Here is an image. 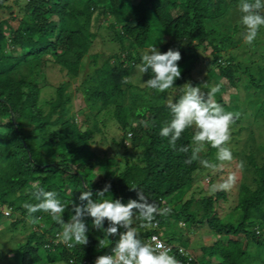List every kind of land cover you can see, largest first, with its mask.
I'll list each match as a JSON object with an SVG mask.
<instances>
[{"label": "trees", "instance_id": "trees-1", "mask_svg": "<svg viewBox=\"0 0 264 264\" xmlns=\"http://www.w3.org/2000/svg\"><path fill=\"white\" fill-rule=\"evenodd\" d=\"M240 3L0 0V222L5 218L9 232L25 233L16 246L0 253L7 264H95L97 257L112 252L119 236L105 237L104 230L94 226L93 218H85L89 243L69 249L57 243L62 229L49 213L34 214L39 223L33 225L23 206L38 203L31 194L32 185L38 184L45 191L56 192L57 199L67 205L64 220L68 222L74 204L81 203L78 197L82 191L91 190L96 200L97 190L109 182L111 189L105 198L127 203L137 198L132 189L136 187L160 207L171 206L168 216L156 217V227H140L139 222L134 226L145 242L157 234L173 245L169 254L180 264H264V161L257 159L264 153V97H260L264 94V44L259 46L263 59L248 53L242 42L246 29L240 22ZM233 13L240 17L232 19ZM102 29L118 44V51L108 55L93 52ZM152 47L181 52V77L173 88L160 93L142 85L122 84V78H131L142 54ZM88 58H92L94 68L77 88L87 103L79 122L71 110L73 92L68 89L82 75ZM201 63L207 68L209 81L213 80L203 84L201 91L207 93L221 84L215 100L225 111L240 113L234 125L247 117L248 107L253 109L247 128L249 152L235 162L243 172L236 175L240 187L229 217L221 213L229 191L199 196L193 192L184 200L210 168L199 162L186 164L190 153L173 151L168 139L159 134L171 120L169 100L176 102L187 83L200 86L194 73ZM51 67L65 78L55 87V96L47 99L42 97L43 86L37 76ZM145 74L147 80L153 75L151 70ZM43 77L47 82L45 73ZM229 88L235 92H227ZM243 91L246 95L242 97ZM108 119L120 130L121 139L113 141L125 148V153L142 149L137 161L129 160L128 155L121 160L101 157L93 148L96 135L103 133L101 125ZM141 119L155 126L145 128L138 123ZM85 125L89 127L83 131ZM193 134L194 129L186 130L177 144L191 145ZM216 151L209 146L200 154L201 159L217 162ZM8 209L10 214L6 215L4 210ZM181 223L187 228L206 225L214 238L195 255ZM101 239L106 247L99 246Z\"/></svg>", "mask_w": 264, "mask_h": 264}, {"label": "clouds", "instance_id": "clouds-1", "mask_svg": "<svg viewBox=\"0 0 264 264\" xmlns=\"http://www.w3.org/2000/svg\"><path fill=\"white\" fill-rule=\"evenodd\" d=\"M239 10L242 13L240 22L246 29L243 39L251 46L256 41L261 27H264V0H241ZM181 59L179 50L169 48L166 52H161L156 47H152L142 54L141 62L135 65V69L141 74L151 70L153 75L144 81V86L164 93L173 88L176 79L181 77V68L178 64ZM121 83L126 85L134 81L124 76ZM220 90L221 84H217L204 93L199 86L188 83L181 89L182 95L179 99L176 102L170 101L167 105L171 120L161 127L159 134L168 139L173 151L190 153L185 160L186 164L199 162L205 168L217 170L222 169L225 162L233 160V153L227 145L231 140L232 126L239 119L240 113L225 111L223 106L217 103L215 96ZM138 123L145 128L155 126L147 119H141ZM133 126H136V122H133ZM188 129H194L192 144L178 145L177 141ZM205 145L217 150L216 160L219 163H210L206 159H201L200 154L205 150ZM236 181L235 174H229L223 182L214 185L212 191H231ZM32 189L31 194L38 203L23 205L27 210L28 222L33 225L38 224L39 218L34 214L49 213L52 221L62 229L57 234V243H63L69 249L77 245H87L89 238L86 235L88 232L86 217L93 218L94 226L103 229L105 237L119 236L111 249L112 254L97 257L95 264H180L175 256L169 254L170 249L165 247L156 236H153L149 242L140 238V233L134 226L136 222H139L140 227L153 228L158 224L157 216H168L172 212L170 205L160 207L151 202L143 190L132 187L137 191V198L130 199L127 203H123L122 199L105 198V193L111 189L110 182L103 189L97 190L96 195L99 199L96 200L93 199L91 190L82 191L78 197L81 203L74 204L72 209L74 214L68 222H65L64 213L67 205L57 199V193L45 191L35 183ZM105 221L108 222L107 228H104ZM121 228L125 231L121 232ZM99 246L106 247V241L101 239Z\"/></svg>", "mask_w": 264, "mask_h": 264}, {"label": "rangeland", "instance_id": "rangeland-1", "mask_svg": "<svg viewBox=\"0 0 264 264\" xmlns=\"http://www.w3.org/2000/svg\"><path fill=\"white\" fill-rule=\"evenodd\" d=\"M232 19H238L240 17L239 14L237 13H233L230 16ZM262 27L258 33V37L256 39V41L254 42L256 47H253V45H248L244 42V39L242 40L243 44H245V46H247V51L248 53L250 52V54H253V56L255 57V59H260L262 58V49L260 50V44H264V32H262ZM110 35L107 32V30L102 29L101 35L98 37L96 46L93 50L94 53L96 52H102L104 53V55H108L111 54L115 51H118V44L114 43L113 41H111L110 39ZM257 49V51H256ZM240 51V50H239ZM258 51H259V55H258ZM209 53V52H207ZM207 53L204 54L203 59L206 60L207 58ZM241 57V53L239 54ZM264 58V57H263ZM262 58V59H263ZM92 59V58H91ZM90 58L86 59V67L85 70L83 71L82 75H80L78 77V79L76 80V82H73V84L69 87L68 91H72L73 92V101L71 104V110L72 112H75L77 115V119L79 122L82 121V113L84 112L83 109H86V102L81 94V92L77 89L79 86V83H81V81L83 80V78L85 77V75L87 73H89L90 71L93 70L94 65L93 62ZM243 59V58H240ZM43 72H41L38 76H37V81L40 83L42 87V97L44 98H51L52 96H55V90H56V86L62 82V80H64V76L63 73H61L60 71L57 70V68L51 67V68H46L42 70ZM44 73L46 74V80L47 82H45L44 80ZM194 79L195 80H199L200 81V86L201 87L203 84L207 83L209 81V77H208V73H207V68L204 66L203 63L199 64V68H197V70L194 73ZM131 79L134 81L133 84H137V85H142L144 86V81H147V77L146 74H141L138 73L136 70L133 72V74L131 75ZM209 82L213 83V80H210ZM188 84V83H187ZM195 86V85H193ZM235 92V89L233 88H229L227 92ZM243 95H246L244 93V91L242 92V97ZM261 98L264 97V94L260 95ZM172 100H169V102ZM253 113V109H251L250 107L247 108L246 110V114L247 117L242 119V122L238 125H233L232 129H231V140L229 142V144L227 145L230 150L233 153V160L231 162H225L224 166L222 169H217V170H213L210 169L207 175L203 176L199 182L196 184V186L190 190L184 197V200L188 199L191 197L192 193L194 192L195 196H199L200 194H209L212 193V187L213 184H211V179L215 178L214 181V185H217L221 182H223L222 180L218 179V177L220 176H225V175H229V174H235V176L237 174H240L243 172L242 169H239L236 165L235 162H238V159H243L244 156L242 155L245 153L249 152V130L247 129L253 119L252 116ZM250 117V119H249ZM101 119H105L104 117H102ZM100 119V121H101ZM247 120V121H245ZM107 123H105V126L102 124V129H103V133L97 134L96 135V142L93 143V148L95 150H97V153L99 154V156L101 157H105V156H117V158L119 160L123 159L125 156L128 155L129 160L132 161H137L139 157L142 156V149H137V150H132L129 149V153H125V148H123L120 145H117L116 143H114L113 139L116 140H120L121 139V133L120 130L118 131L116 125L114 124L113 120H106ZM86 126V125H85ZM89 126H92V122L89 123ZM88 126V127H89ZM242 126H244V128H242ZM86 126V129L88 128ZM263 140L260 139L258 142H262ZM249 142V143H248ZM210 145H205V150H207L209 148ZM261 149H263V147L261 146ZM217 152V151H216ZM215 152V153H216ZM264 153L263 151L260 152L258 154L257 159L262 162L264 161ZM122 163H124L122 161ZM214 163V162H213ZM215 163H219V161L215 162ZM244 169V168H243ZM245 171V170H244ZM246 172V171H245ZM215 173L217 174V177L215 176ZM247 173V172H246ZM246 175V174H244ZM239 187H240V181H236V184L234 185V187L231 189V191H229V200L227 202H224V208L221 209V213L227 214L226 217H229V213L231 212L232 208L234 207V205L237 203V194L239 191ZM236 212V211H234ZM233 212V213H234ZM8 221V220H7ZM6 219L3 218L2 222H0V253L1 252H6L8 249L14 247L17 245L18 241L20 239H24L25 233L20 231V230H15L13 232H9L6 226ZM175 222V226H178V221H174ZM182 228L181 230L184 232V237L189 241V248L193 251V253L195 255L200 253V248L201 246L208 244L212 238V235L210 236V230L208 228V226L206 225H200V226H191L189 228H187V225H184L183 223H181L180 225ZM179 230V227L177 228ZM209 233V234H208ZM16 243V245H15ZM14 245V246H12ZM12 246V247H11ZM2 254V253H1ZM0 264H7L6 259L3 258L2 256L0 257Z\"/></svg>", "mask_w": 264, "mask_h": 264}, {"label": "built area", "instance_id": "built-area-1", "mask_svg": "<svg viewBox=\"0 0 264 264\" xmlns=\"http://www.w3.org/2000/svg\"><path fill=\"white\" fill-rule=\"evenodd\" d=\"M4 213H5L6 215L10 214V210H9V209H8V210H4ZM153 236H156L157 239H158L159 241H161L162 243H164L165 247H167L168 249H170V251L172 250L173 245L166 243V242H165L163 239H161L160 236L157 235V234H154ZM153 236H152V237H153ZM152 237H151V239H152ZM181 250H182V249H181ZM111 254H112V252H109V253H107L106 255H111Z\"/></svg>", "mask_w": 264, "mask_h": 264}, {"label": "water", "instance_id": "water-1", "mask_svg": "<svg viewBox=\"0 0 264 264\" xmlns=\"http://www.w3.org/2000/svg\"><path fill=\"white\" fill-rule=\"evenodd\" d=\"M82 130L85 131V130H86V126H83V127H82Z\"/></svg>", "mask_w": 264, "mask_h": 264}]
</instances>
